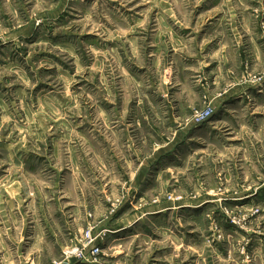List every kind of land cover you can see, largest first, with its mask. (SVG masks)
<instances>
[{
    "label": "rangeland",
    "instance_id": "1",
    "mask_svg": "<svg viewBox=\"0 0 264 264\" xmlns=\"http://www.w3.org/2000/svg\"><path fill=\"white\" fill-rule=\"evenodd\" d=\"M262 45L264 0H0V264H264Z\"/></svg>",
    "mask_w": 264,
    "mask_h": 264
},
{
    "label": "crops",
    "instance_id": "2",
    "mask_svg": "<svg viewBox=\"0 0 264 264\" xmlns=\"http://www.w3.org/2000/svg\"><path fill=\"white\" fill-rule=\"evenodd\" d=\"M236 16L237 15H230L229 17H230V20H229V27H231V35H228L227 36V34H226V31L224 30L225 29V26H223V19H222V17L219 19V21H218V23L216 24V25H214V27L212 28V30L214 29V31H212V32H210L206 37H205V39L204 40H209V39H211L212 37H214V36H216V35H218V32L220 31V34H221V36H225V40L224 39H222V42H221V44L220 45H218L217 46V49H216V52L214 51V53H218V52H220V51H222L223 50V46H225L226 44H228V42H229V40H233L234 39V41H235V43H238V48L240 49V44H241V42H242V37H241V35H240V32H239V30H238V28H237V22H236V20H237V18H236ZM173 18H175V19H173ZM172 18V16H170L169 17V19H172L173 21H174V25L178 28V29H180L182 32H183V29H186V30H189L188 29V27H186L187 25H189V23H185V27L183 26L184 24V22H180V21H178V18H176V17H173ZM199 19V22H198V26L200 25V23H203V21H202V19H201V17H199L198 18ZM244 20H246L247 22H245L244 24H246V26L247 27H249V29L247 30V34L246 35H244V36H246L247 37V40H246V44H248L252 49H253V55H255L256 56V52L255 51H258V45H255V40H254V35H255V33L254 32H250V24L252 23V21L250 20V18H249V15L248 16H245V18H243V21ZM186 22V21H185ZM165 24V22H161L160 23V27L162 26V25H164ZM198 26H196V27H194L193 28V31H194V33L193 34H195L196 35V38L194 39V43L192 44V43H189V42H186V43H182V42H185V41H182V40H180L179 38H177V37H171L170 35L172 34L171 33V31H170V27L169 26H167L168 27V36L170 37V39H169V43H170V45H171V47L173 48V51H174V54L176 55V57H183V58H189L188 57V49L186 50V48H185V45H191V46H193L194 48H197V51H203L202 49H203V43H204V41H202V43L201 44H199L198 42H197V39H199V37L197 36V33L195 32V31H197L198 29H199V27ZM245 28V27H244ZM191 30V29H190ZM198 32V31H197ZM174 35H176V33H174ZM190 35V34H189ZM199 35V34H198ZM158 37H160V33L158 34ZM234 37V38H233ZM213 39V38H212ZM250 40H251V42H250ZM187 41V40H186ZM132 42H135L136 43V39L135 40H133ZM131 42V43H132ZM212 43H213V41H212ZM226 43V44H225ZM138 45H139V43H138ZM137 45V46H138ZM237 46V45H236ZM262 46H264V45H262ZM250 48V49H251ZM259 48H260V46H259ZM194 52H196V51H194ZM193 52V53H194ZM212 52H213V50H212ZM197 53V52H196ZM257 57H259L258 58V65H264V59H262L260 56H257ZM162 59V58H161ZM156 62H159V60H157ZM187 68H189V71H191V66H188ZM185 70H187V69H185ZM188 71V70H187ZM239 94V93H238ZM74 212L72 213V216L73 217H75L74 219H75V221H77L78 220V218H80V215L81 214H79V212H78V209H74L73 210ZM134 222L135 221H129V220H127L126 221V224H124V227H123V229L122 230H125V235H124V239L126 240V241H124V242H127V241H129L130 240V238L131 237H129V236H131L134 232H136V230H137V228H136V226H134ZM102 226L103 227H100L101 228V230L102 229H106L107 228V226H106V224L104 223V224H102ZM120 228H122L121 227V225H120ZM99 229V228H98ZM98 231H100V229L98 230ZM123 239V240H124ZM76 240H78V238L76 237L73 241H71V243L72 242H75ZM69 245V244H68ZM67 244H64L63 246H62V248H65L66 246H68ZM76 263V261H71V263L70 264H75Z\"/></svg>",
    "mask_w": 264,
    "mask_h": 264
},
{
    "label": "built area",
    "instance_id": "3",
    "mask_svg": "<svg viewBox=\"0 0 264 264\" xmlns=\"http://www.w3.org/2000/svg\"><path fill=\"white\" fill-rule=\"evenodd\" d=\"M211 113L210 110H205L197 115V120L204 121L211 116ZM102 234H105L104 231L95 233L94 229H88L78 240L63 248V262L79 260L82 263H94L102 252L98 244Z\"/></svg>",
    "mask_w": 264,
    "mask_h": 264
}]
</instances>
